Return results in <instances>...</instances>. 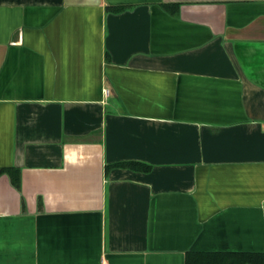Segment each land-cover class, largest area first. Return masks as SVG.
Masks as SVG:
<instances>
[{
    "label": "crops",
    "instance_id": "0c3cea01",
    "mask_svg": "<svg viewBox=\"0 0 264 264\" xmlns=\"http://www.w3.org/2000/svg\"><path fill=\"white\" fill-rule=\"evenodd\" d=\"M264 254V0H0V264Z\"/></svg>",
    "mask_w": 264,
    "mask_h": 264
},
{
    "label": "trees",
    "instance_id": "16d2710c",
    "mask_svg": "<svg viewBox=\"0 0 264 264\" xmlns=\"http://www.w3.org/2000/svg\"><path fill=\"white\" fill-rule=\"evenodd\" d=\"M186 264H264V254L196 253L188 256Z\"/></svg>",
    "mask_w": 264,
    "mask_h": 264
}]
</instances>
